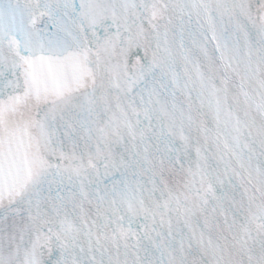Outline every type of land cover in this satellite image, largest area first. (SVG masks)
<instances>
[{"label": "snow or ice", "instance_id": "1", "mask_svg": "<svg viewBox=\"0 0 264 264\" xmlns=\"http://www.w3.org/2000/svg\"><path fill=\"white\" fill-rule=\"evenodd\" d=\"M0 264H264V0H0Z\"/></svg>", "mask_w": 264, "mask_h": 264}]
</instances>
